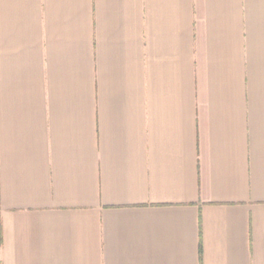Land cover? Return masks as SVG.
Listing matches in <instances>:
<instances>
[{"label":"crops","instance_id":"crops-1","mask_svg":"<svg viewBox=\"0 0 264 264\" xmlns=\"http://www.w3.org/2000/svg\"><path fill=\"white\" fill-rule=\"evenodd\" d=\"M0 264H264V0H0Z\"/></svg>","mask_w":264,"mask_h":264}]
</instances>
